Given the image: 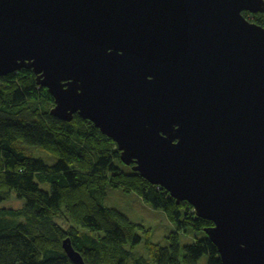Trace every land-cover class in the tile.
<instances>
[{
    "label": "water",
    "instance_id": "1",
    "mask_svg": "<svg viewBox=\"0 0 264 264\" xmlns=\"http://www.w3.org/2000/svg\"><path fill=\"white\" fill-rule=\"evenodd\" d=\"M246 14L264 0H0V78L32 70L52 116L213 223L223 264H264V26Z\"/></svg>",
    "mask_w": 264,
    "mask_h": 264
},
{
    "label": "trees",
    "instance_id": "2",
    "mask_svg": "<svg viewBox=\"0 0 264 264\" xmlns=\"http://www.w3.org/2000/svg\"><path fill=\"white\" fill-rule=\"evenodd\" d=\"M252 22L264 26V15H254ZM53 107L54 99L31 70L0 78V264H73L62 247L67 238L85 264H127L129 259L132 264H199L205 256L207 264H223L205 233L212 222L125 166L116 143L93 123L78 115L72 122L61 121L50 114ZM36 150L58 163L50 166L35 158ZM37 178L50 190L42 189ZM109 186L137 194L177 224L168 247L147 238L148 258L126 249L140 245V231L150 230L105 206ZM14 195L26 202L24 208L2 209ZM57 218L68 228L57 224ZM189 228L204 237L181 257L179 232Z\"/></svg>",
    "mask_w": 264,
    "mask_h": 264
},
{
    "label": "rangeland",
    "instance_id": "3",
    "mask_svg": "<svg viewBox=\"0 0 264 264\" xmlns=\"http://www.w3.org/2000/svg\"><path fill=\"white\" fill-rule=\"evenodd\" d=\"M250 21H253V16L248 17ZM35 158L42 159L46 164L53 166L58 163V159L42 150L33 151ZM42 189L49 191V184L41 183L40 179L36 180ZM26 202L17 198L15 195L9 200L4 201L1 204L2 209L19 210L24 208ZM105 206L115 209L125 216H127L133 223L144 226L146 230H150L149 234H144L140 231L143 238L142 243L131 249L128 245L126 249L133 252L136 257L148 258L147 251L145 249V242L149 238L153 243L159 244L163 247H168V236L172 232H178V226L175 223H171L162 210L154 209L150 204L145 203L137 194L126 193L122 189H116L112 187L107 188V196L105 199ZM55 222L64 228H68V223L63 219H55ZM180 233V254L181 257L185 255V248L196 242L197 239L204 237L203 232L187 229ZM208 256L203 257L199 264H207ZM133 259H129L127 264H132Z\"/></svg>",
    "mask_w": 264,
    "mask_h": 264
},
{
    "label": "bare ground",
    "instance_id": "4",
    "mask_svg": "<svg viewBox=\"0 0 264 264\" xmlns=\"http://www.w3.org/2000/svg\"><path fill=\"white\" fill-rule=\"evenodd\" d=\"M23 70H25V69H23ZM22 71V70H21ZM32 71V70H31ZM20 72V71H19ZM33 72V71H32ZM41 87V86H40ZM46 89V88H45ZM49 92V91H48ZM71 239V238H70ZM77 251V250H76ZM65 252V251H64Z\"/></svg>",
    "mask_w": 264,
    "mask_h": 264
}]
</instances>
